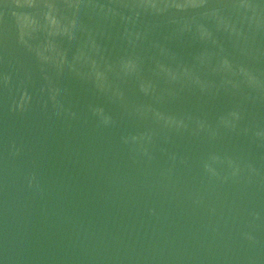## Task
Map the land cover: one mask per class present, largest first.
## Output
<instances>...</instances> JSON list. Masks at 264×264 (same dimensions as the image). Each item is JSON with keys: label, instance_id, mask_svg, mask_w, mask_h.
I'll return each mask as SVG.
<instances>
[{"label": "water", "instance_id": "water-1", "mask_svg": "<svg viewBox=\"0 0 264 264\" xmlns=\"http://www.w3.org/2000/svg\"><path fill=\"white\" fill-rule=\"evenodd\" d=\"M53 2L0 0V70L5 43L9 58L32 67L15 47L4 5L26 15L29 4ZM64 84L77 121L38 106L23 117L11 114L0 90V264H264V161L253 146L242 138L209 144L180 137L167 147L186 164L172 166L163 156L133 163L119 143L121 129L100 130L87 118L84 107L95 100L89 88ZM210 153L220 159L208 160ZM224 156L254 163L261 176L224 180L231 171Z\"/></svg>", "mask_w": 264, "mask_h": 264}, {"label": "clouds", "instance_id": "clouds-1", "mask_svg": "<svg viewBox=\"0 0 264 264\" xmlns=\"http://www.w3.org/2000/svg\"><path fill=\"white\" fill-rule=\"evenodd\" d=\"M15 7L4 5L5 23L12 20L15 47L32 67L9 58L5 43L7 112L23 117L38 106L58 120H79L64 84L71 79L95 97L84 109L96 128L121 129L119 143L133 163L163 156L186 164L167 147L180 137L209 144L242 138L264 161V0H55L29 4L26 15L9 11ZM189 97L195 107L182 104ZM13 149L18 156L21 149ZM223 159L231 170L224 180L261 176L250 161ZM203 169L216 177L207 162ZM34 180L29 175V189Z\"/></svg>", "mask_w": 264, "mask_h": 264}]
</instances>
